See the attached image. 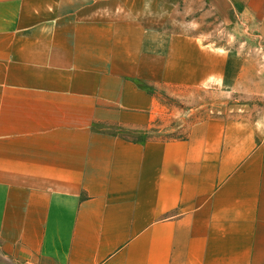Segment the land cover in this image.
<instances>
[{"label": "crops", "instance_id": "0c3cea01", "mask_svg": "<svg viewBox=\"0 0 264 264\" xmlns=\"http://www.w3.org/2000/svg\"><path fill=\"white\" fill-rule=\"evenodd\" d=\"M185 1L0 0V264H264L262 128L116 131L156 120L158 92L242 76L152 25ZM207 1L264 38V0Z\"/></svg>", "mask_w": 264, "mask_h": 264}, {"label": "rangeland", "instance_id": "374dc122", "mask_svg": "<svg viewBox=\"0 0 264 264\" xmlns=\"http://www.w3.org/2000/svg\"><path fill=\"white\" fill-rule=\"evenodd\" d=\"M225 17L233 21L219 20ZM245 17L244 12L219 14L207 0H186L173 6L167 16L154 18L152 25L163 34L199 38L221 54L237 56L244 64L242 76L230 83L172 94L158 92L161 109L156 120L142 129L116 131L139 142L152 136L181 138L192 125L210 117L264 130V38Z\"/></svg>", "mask_w": 264, "mask_h": 264}]
</instances>
